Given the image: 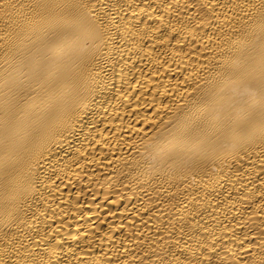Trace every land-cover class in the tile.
I'll return each instance as SVG.
<instances>
[{
	"label": "bare ground",
	"instance_id": "6f19581e",
	"mask_svg": "<svg viewBox=\"0 0 264 264\" xmlns=\"http://www.w3.org/2000/svg\"><path fill=\"white\" fill-rule=\"evenodd\" d=\"M0 264H264V0H0Z\"/></svg>",
	"mask_w": 264,
	"mask_h": 264
}]
</instances>
